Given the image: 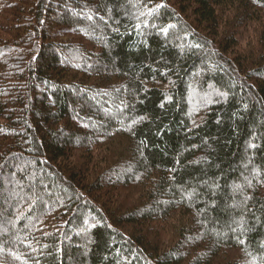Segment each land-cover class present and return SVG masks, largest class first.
Segmentation results:
<instances>
[{
    "label": "trees",
    "instance_id": "obj_1",
    "mask_svg": "<svg viewBox=\"0 0 264 264\" xmlns=\"http://www.w3.org/2000/svg\"><path fill=\"white\" fill-rule=\"evenodd\" d=\"M0 264H264V0H0Z\"/></svg>",
    "mask_w": 264,
    "mask_h": 264
}]
</instances>
